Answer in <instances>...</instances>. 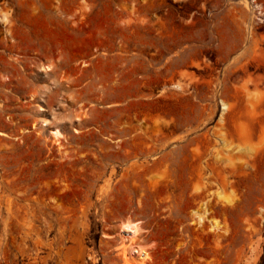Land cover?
<instances>
[{
  "label": "rangeland",
  "instance_id": "374dc122",
  "mask_svg": "<svg viewBox=\"0 0 264 264\" xmlns=\"http://www.w3.org/2000/svg\"><path fill=\"white\" fill-rule=\"evenodd\" d=\"M166 2L0 0V264H123L127 221L148 254L130 264H264V0H210L206 40ZM180 145L194 158H160Z\"/></svg>",
  "mask_w": 264,
  "mask_h": 264
},
{
  "label": "bare ground",
  "instance_id": "6f19581e",
  "mask_svg": "<svg viewBox=\"0 0 264 264\" xmlns=\"http://www.w3.org/2000/svg\"><path fill=\"white\" fill-rule=\"evenodd\" d=\"M251 1H253L254 2V0H251ZM248 2L246 1V3L245 4H247ZM255 7L256 6H258L259 7V5L258 4H256V5H254ZM262 11V8H260V12ZM259 25V24H258ZM255 29H256V26H255ZM253 37H252V45H253V60H254V66H255V68L257 69V71H260V70H264V50H262V47H261V45H262V39H261V36H259V35H252ZM44 70H47L48 68H49V65H45L44 67ZM49 70V69H48ZM262 83H264V81L262 82V80H261V78L259 77V76H256V78H255V88H256V90H257V94H256V96H255V98H254V100H255V107H254V109H255V113H254V117H256V118H254V126L261 132V133H263V136L261 137V139H260V141H259V143H258V146H257V148H255L254 150H253V153L252 154H254V156L252 155V154H250V156H252V159L254 160V158H258L259 156H261V154L264 152V119H261V118H259V117H264V84H262ZM173 86H175L177 89H180V86L178 85V84H176V85H173ZM263 89V90H262ZM34 97H35V95L34 94H30L29 95V97L28 98H30V100H33L34 99ZM28 103H30V101L28 102ZM220 104L222 105L221 106V115H223L224 113H226V112H228L229 111V105L226 103V102H224L223 100H220ZM26 106H27V104H26ZM26 106H25V104H21V105H17V108H18V110H28V107L26 108ZM3 108V107H2ZM43 108L42 107H40V106H38V108H37V110H42ZM221 117H220V122H221ZM47 120H41V123H45V124H48L47 122H46ZM35 125V124H34ZM41 125V124H40ZM33 126V125H32ZM239 126V125H238ZM255 128V129H256ZM57 130V129H56ZM56 130H52V136L53 137H55L56 135H58V134H60L58 131H56ZM51 132V131H50ZM260 132H258V133H260ZM20 133V132H19ZM206 133H208V132H206ZM206 133L204 134L203 133V136H205L206 135ZM211 134V133H210ZM212 134H213V132H212ZM211 134V135H212ZM217 134V133H216ZM208 135H209V133H208ZM208 135L206 136V137H208ZM241 135V134H240ZM213 136V135H212ZM212 136H209V137H212ZM258 136H260V134H258ZM215 137V136H214ZM200 138V137H199ZM201 140H203V137L201 136V138H200ZM187 141H190V140H187ZM204 141V140H203ZM210 141V140H209ZM208 140H207V142H209ZM224 144H225V142H224ZM186 145H187V142H186ZM207 145H209V144H207ZM221 146L223 147V145L221 144ZM215 148V147H214ZM227 148V147H226ZM235 148V147H234ZM185 149V148H184ZM224 149V148H223ZM230 149V150H229ZM229 149H226L225 151H227V152H232L231 150L233 149H231V147H229ZM229 150V151H228ZM214 151H215V149H214ZM187 152V151H186ZM216 152L217 153H220V151L218 152L217 150H216ZM190 153V152H189ZM185 153L184 152V150H183V145H180V146H177L176 148H174V149H172V150H170L169 152H167V153H164V154H162L161 155V159H163V160H170L171 159V161L172 160H179V163H180V160L182 159V158H185V157H187V156H189L190 158H194V153ZM212 154V153H211ZM210 154V155H211ZM221 154V153H220ZM220 154H218V156L220 155ZM196 155V154H195ZM217 155V154H216ZM216 155H215V157H216ZM223 155V153L219 156V157H221ZM225 155V154H224ZM200 156V155H199ZM205 157V156H204ZM208 157V156H207ZM215 157H212L211 156V158H208V159H210V160H213V159H215ZM224 158H227V157H225V156H223ZM223 157H221L222 159H224ZM231 157H233V156H231ZM254 157V158H253ZM201 158H203L202 156H201ZM201 158H198V156H197V161L196 162H194L195 163V166H194V170L191 168L190 169V167H189V169H190V171H188V172H190V174L194 171V173L196 172L198 175H200L205 169L206 170H214L213 169V167H214V163H213V166H209L210 164H209V161L210 160H208V163L207 164H204L203 163V161H201L202 159ZM220 159V158H219ZM218 159V160H219ZM187 160V159H186ZM221 160V159H220ZM229 160V159H228ZM227 160V161H228ZM182 161H184V159H182ZM192 161V160H191ZM214 161V160H213ZM215 161H217V159H215ZM232 161V160H231ZM230 160L228 161V162H231ZM259 162H260V159L258 160ZM157 162V161H156ZM162 162V161H161ZM164 162V161H163ZM167 162V161H166ZM212 162V161H211ZM210 162V163H211ZM220 162H222L223 163V160H221ZM226 162V161H225ZM228 162L226 163V165L228 164ZM165 163V162H164ZM174 163V162H173ZM189 163V162H188ZM193 163V164H194ZM153 164H156V163H154L153 162ZM157 164H159L158 162H157ZM162 164V163H161ZM212 164V163H211ZM215 164L217 165L218 163H216L215 162ZM223 164H225V163H223ZM230 164V163H229ZM228 164V165H229ZM246 164V163H245ZM160 165V164H159ZM177 165V164H176ZM176 165H174V166H176ZM184 165V164H183ZM192 165V164H191ZM236 165V164H235ZM235 165H229L230 167L231 166H234V167H236ZM247 165V164H246ZM249 165H251V164H249ZM248 165V167H250ZM255 165V164H254ZM152 166V165H151ZM179 166H180V164H179ZM185 166V165H184ZM154 167V166H153ZM152 167V168H153ZM155 167H156V165H155ZM178 167V166H177ZM181 167V166H180ZM193 167V166H192ZM216 167V166H215ZM218 167V166H217ZM254 167V166H253ZM149 168H151V167H149ZM172 168H173V166H172ZM175 168V167H174ZM184 168V167H183ZM183 168H182V171H183ZM185 168H186V166H185ZM205 168V169H204ZM212 168V169H211ZM218 168H220V166L218 167ZM181 169V168H180ZM188 169V170H189ZM176 171H173V173L174 172H177V170H179L178 168L177 169H175ZM191 170H192V172H191ZM215 170H216V168H215ZM218 170V169H217ZM181 171V170H180ZM211 171V172H212ZM219 171V172H218ZM217 172L218 173H220V170H218ZM214 172V171H213ZM212 172V173H213ZM216 172V171H215ZM216 172V173H217ZM182 173V172H181ZM180 173V174H181ZM185 173V172H184ZM184 173H182V175H184ZM206 173V171L204 172V173H202L203 175ZM217 173V174H218ZM186 174H188L187 173V170H186ZM189 174V175H190ZM193 174V173H192ZM210 174V173H209ZM217 174H215L216 176H218ZM173 175H175V173L173 174ZM189 175H187V177L189 176ZM202 175V176H203ZM181 176V175H180ZM201 176V177H202ZM186 177V179H189V177L187 178ZM198 177V176H197ZM213 177V176H212ZM176 178V177H175ZM203 178V177H202ZM173 179H174V176H173ZM184 180V178L182 179V182H184L183 181ZM190 181V180H189ZM179 182H180V179H179ZM188 182V181H187ZM175 183V182H174ZM202 183H203V181H202ZM201 184V183H200ZM203 184H205V183H203ZM177 185V184H176ZM189 186V185H188ZM198 187L200 186V187H202L201 185H197ZM194 187H195V189H196V191H198V187H196V186H193V189H192V191L194 192L195 190H194ZM206 188V187H205ZM209 189V188H208ZM207 188L206 189H204V191H203V189H202V192L200 191L199 192V194H198V196H197V198L199 197V199H201V200H206L207 199V197L209 198L210 196V194L208 193L209 192V190H208ZM191 191V190H190ZM191 191V192H192ZM196 191L194 192V193H196ZM189 192V191H188ZM191 192H190V196H192L193 197V195H194V193H193V195H191ZM198 193V192H197ZM218 195V194H217ZM195 196H196V194H195ZM220 198V197H219ZM202 207V206H201ZM202 210V209H201ZM197 211V210H196ZM196 213V219L197 220H199V222L202 220L203 221V218H204V216L202 215V214H199V213H197V212H195ZM195 219V218H194ZM208 219V218H207ZM212 219H214V218H212ZM211 219V220H212ZM137 223L138 222H129V221H127V222H124L121 226H120V231H119V240H120V242H121V246H120V248H121V250H122V260H123V264H130V259H134V260H136V261H139V262H141L142 260H144L145 258H146V256H148V254H147V251H146V249L144 248V247H142V246H140V245H138V244H136V242H135V240L138 238V234H139V227H138V225H137ZM216 222H214V224H215ZM213 224V223H212ZM206 225V224H205ZM210 225V224H209ZM216 226V225H215ZM213 227V226H212ZM218 228V227H217ZM216 229V228H215ZM221 229V228H220Z\"/></svg>",
  "mask_w": 264,
  "mask_h": 264
},
{
  "label": "flooded vegetation",
  "instance_id": "af4514ba",
  "mask_svg": "<svg viewBox=\"0 0 264 264\" xmlns=\"http://www.w3.org/2000/svg\"><path fill=\"white\" fill-rule=\"evenodd\" d=\"M166 3L169 7L163 4L165 6L158 9L160 11L158 16L161 18L169 13L174 25L193 26L188 29L192 33L189 40H206L203 36L210 31L209 26L214 25V17L211 16H218L224 9V3L210 2V0H170ZM210 63L215 64V61H210ZM196 69L203 70V67L200 66Z\"/></svg>",
  "mask_w": 264,
  "mask_h": 264
}]
</instances>
